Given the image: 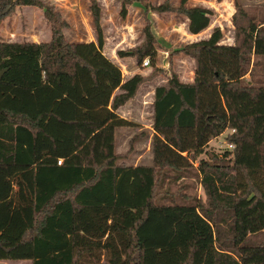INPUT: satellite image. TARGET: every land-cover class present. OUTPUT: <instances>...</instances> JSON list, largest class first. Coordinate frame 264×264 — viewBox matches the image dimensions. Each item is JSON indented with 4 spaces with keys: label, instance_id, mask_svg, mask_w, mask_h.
Instances as JSON below:
<instances>
[{
    "label": "trees",
    "instance_id": "1",
    "mask_svg": "<svg viewBox=\"0 0 264 264\" xmlns=\"http://www.w3.org/2000/svg\"><path fill=\"white\" fill-rule=\"evenodd\" d=\"M235 1L234 43L217 27L183 44L175 53L193 58L194 79L172 72L155 87L153 162L120 164L116 128L130 122L117 110L147 77L125 80L103 53L99 2L97 42H69L53 6L0 0V24L36 6L52 25L47 42L0 40V260L264 264V4ZM147 7L185 15L192 34L211 24L210 9L186 0ZM145 34L119 56L155 58L157 38ZM226 131L234 148L200 160Z\"/></svg>",
    "mask_w": 264,
    "mask_h": 264
},
{
    "label": "rangeland",
    "instance_id": "2",
    "mask_svg": "<svg viewBox=\"0 0 264 264\" xmlns=\"http://www.w3.org/2000/svg\"><path fill=\"white\" fill-rule=\"evenodd\" d=\"M53 6L69 26L64 29L69 42H97L93 16L90 10L92 0H43ZM101 7L105 42L103 53L115 64L120 66L123 78L126 80L139 73L147 77L140 86L137 95L130 102L118 109V113L136 122H141L144 131L130 130L133 126H119L116 128V151L127 153L120 164H151L153 153L148 151L150 134L145 125L151 123L153 111L154 89L164 83L172 72H177L183 81L194 79L195 62L193 58L182 53L176 54L185 43L208 38L215 28L220 27L223 32L222 43H234L233 14L235 0H186L187 6H203L212 11L210 26L193 35L188 30V20L185 15L175 11L155 12L147 5H159L166 0H133L127 5V12L122 14L123 0H97ZM174 7L182 0H168ZM246 4H264V0H245ZM147 4V5H146ZM151 29L157 38L158 49L155 58L148 66L138 62L136 57L119 56L118 51H130L143 44L145 28ZM52 37V25L45 18L43 9L36 6H16L13 12L0 24L1 41H34L47 42ZM150 57V56H146ZM145 57V58H146ZM144 58V59H145ZM135 128V127H134ZM226 131L220 137L213 139L200 155V160H212L213 154L221 155L227 149ZM137 134L139 136L137 137ZM134 137V139H133ZM133 139V142H132ZM198 165V163H196ZM199 194L202 192L199 180L195 179ZM176 191L177 186H172ZM196 193L193 188L191 190ZM15 260H10V262ZM11 264H31V260H17ZM24 261V262H23ZM3 264V263H2ZM7 264V263H6ZM93 264H105L94 262Z\"/></svg>",
    "mask_w": 264,
    "mask_h": 264
},
{
    "label": "crops",
    "instance_id": "3",
    "mask_svg": "<svg viewBox=\"0 0 264 264\" xmlns=\"http://www.w3.org/2000/svg\"><path fill=\"white\" fill-rule=\"evenodd\" d=\"M193 35H196V34H193ZM183 81V80H182ZM191 81V80H190ZM154 100V99H153ZM131 101V100H130ZM130 101H128V102H130ZM127 102V103H128ZM117 114L119 115V117L120 118H123V119H126L127 121H129L130 122V124L129 125H123V126H133V127H131L130 128V130H136V131H142L143 129H144V127H138V126H135V125H142V123L141 122H136V121H134V120H132V119H130V118H127V117H124V116H122V115H120L119 113H118V110H117ZM152 118H153V111H152ZM152 118H151V123L149 124V125H145V127H146V129H148V130H145V131H148V133L150 134V137H149V147H148V151H150V152H152V150H151V140H152V136H153V134H154V129H153V127H152ZM135 127V128H134ZM144 131V130H143ZM139 136V134H137V137ZM133 139H134V137H133ZM133 139H132V142H133ZM119 154H127V153H129V152H125V153H122V152H118ZM15 263V262H18L17 260H15V261H12V262H10V260H0V264H11V263ZM24 262V261H23ZM28 264H30L29 262H27Z\"/></svg>",
    "mask_w": 264,
    "mask_h": 264
},
{
    "label": "built area",
    "instance_id": "4",
    "mask_svg": "<svg viewBox=\"0 0 264 264\" xmlns=\"http://www.w3.org/2000/svg\"><path fill=\"white\" fill-rule=\"evenodd\" d=\"M152 59H154V57H152V56H150V57H146L144 60H143V62H142V64L144 65V66H148L150 63H151V61H152ZM227 146H228V148H234V144H227ZM62 162V160H59L58 161V163H61Z\"/></svg>",
    "mask_w": 264,
    "mask_h": 264
},
{
    "label": "water",
    "instance_id": "5",
    "mask_svg": "<svg viewBox=\"0 0 264 264\" xmlns=\"http://www.w3.org/2000/svg\"><path fill=\"white\" fill-rule=\"evenodd\" d=\"M4 72H5V69H4V70H2L0 74H1V75H3V74H4Z\"/></svg>",
    "mask_w": 264,
    "mask_h": 264
}]
</instances>
